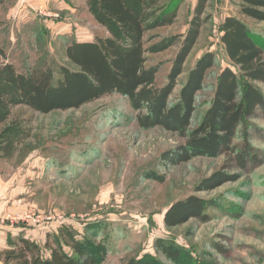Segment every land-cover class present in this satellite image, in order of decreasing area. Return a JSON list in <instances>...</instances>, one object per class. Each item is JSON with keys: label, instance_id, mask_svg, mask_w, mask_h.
<instances>
[{"label": "rangeland", "instance_id": "1", "mask_svg": "<svg viewBox=\"0 0 264 264\" xmlns=\"http://www.w3.org/2000/svg\"><path fill=\"white\" fill-rule=\"evenodd\" d=\"M197 2L164 0L160 7L177 9V21L148 33L147 46L185 35ZM240 3L211 1L209 22L179 78L173 99L197 61L208 52L217 54L192 128L208 110L219 74L231 69L241 78L220 40L223 21L238 16ZM246 22L264 44V22ZM73 34L93 41L110 32L95 22L86 0H7L0 7V61L21 71L69 65L65 49ZM178 50L147 55L148 66H160L158 86L167 83ZM257 86L264 94V84ZM143 114L119 94L77 110H14L13 117L31 128V137L13 159L0 157V264H5L8 239L24 236L44 245L62 228L73 229L80 241L87 238L100 264L142 258L156 264H264V110L239 125L230 152L179 166L170 164L166 154L186 140L159 127H141ZM239 155L249 156L245 166ZM217 175L229 179L214 191H199ZM193 195L205 201L207 221L192 219L168 228L164 214L169 207ZM158 241L178 250L179 260L165 258Z\"/></svg>", "mask_w": 264, "mask_h": 264}, {"label": "trees", "instance_id": "2", "mask_svg": "<svg viewBox=\"0 0 264 264\" xmlns=\"http://www.w3.org/2000/svg\"><path fill=\"white\" fill-rule=\"evenodd\" d=\"M7 0H0L2 7ZM164 0H86L95 22L110 32L93 41L68 38L65 57L69 65L53 68L48 64L21 71L15 64L0 61V157L11 160L31 137V128L13 117L17 107L41 114L77 110L113 94L128 98L137 111L139 125L145 129L162 128L178 134L185 144L170 154L173 166L199 157L217 158L232 150L237 129L246 119L264 110V44L250 30L247 20L264 22V0H241L238 16H228L220 27L221 43L231 69L223 70L216 82L214 96L200 123L192 128L199 94L205 91L209 73L216 67L215 52L204 54L182 85L174 92L185 65L209 22L212 0H198L185 35H175L147 46L151 31L174 25L173 11L160 7ZM178 47L172 60L167 83L158 86L160 66H148L149 54ZM249 148V147H247ZM245 166L249 156H238ZM229 178L214 176L199 191H214ZM207 205L196 196L173 203L164 214L168 228H177L192 219L207 221ZM80 241L73 229L62 228L54 240L44 245L24 236L8 239L2 251L5 264H100L93 255L92 243ZM160 253L172 262L181 256L178 250L158 241ZM66 249L72 252L68 253ZM91 252V253H90ZM126 264H156L150 259H131Z\"/></svg>", "mask_w": 264, "mask_h": 264}, {"label": "crops", "instance_id": "3", "mask_svg": "<svg viewBox=\"0 0 264 264\" xmlns=\"http://www.w3.org/2000/svg\"><path fill=\"white\" fill-rule=\"evenodd\" d=\"M37 4V3H36ZM41 5V4H40Z\"/></svg>", "mask_w": 264, "mask_h": 264}]
</instances>
